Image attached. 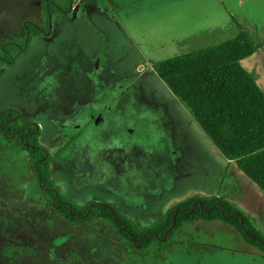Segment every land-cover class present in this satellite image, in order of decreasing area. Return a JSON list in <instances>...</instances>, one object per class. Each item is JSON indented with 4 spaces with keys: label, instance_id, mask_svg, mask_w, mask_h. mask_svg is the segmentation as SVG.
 Wrapping results in <instances>:
<instances>
[{
    "label": "rangeland",
    "instance_id": "374dc122",
    "mask_svg": "<svg viewBox=\"0 0 264 264\" xmlns=\"http://www.w3.org/2000/svg\"><path fill=\"white\" fill-rule=\"evenodd\" d=\"M42 1L0 0V49L18 41L27 22L44 23ZM234 1L102 0L108 12L114 11L111 16L95 13L91 21L60 16L52 34L33 36L30 48L12 64H0V113L13 108L23 123L40 126L39 143L52 154L50 180L77 206L87 207L85 199L101 194L99 185L83 182L81 174L103 173L125 197L146 193L152 205L143 215L136 206L121 207L123 213L111 204L142 231L185 200L216 195L255 218L264 234V190L224 156L151 66L229 39L231 32L196 37V31L218 29L232 18L230 11L243 24L245 0ZM247 8L253 10L251 1ZM255 17L263 22L264 12ZM99 53L118 66L119 77L134 76L140 89L127 109L133 114L123 116L132 130L117 123L108 137L104 134L114 148L123 143L128 159L121 166L106 158L104 167L99 150L90 146L89 154L73 159L62 140L54 143L57 122H64L73 96L89 86L80 68L88 69ZM255 58L261 61L252 71ZM242 65L264 89L263 51ZM34 165L21 140L0 131V264H264L262 252L222 220L187 222L174 232L169 252L156 254L155 248L142 249V243L128 238L113 220L95 216L71 226L45 215L44 197L50 195L42 190Z\"/></svg>",
    "mask_w": 264,
    "mask_h": 264
},
{
    "label": "trees",
    "instance_id": "16d2710c",
    "mask_svg": "<svg viewBox=\"0 0 264 264\" xmlns=\"http://www.w3.org/2000/svg\"><path fill=\"white\" fill-rule=\"evenodd\" d=\"M77 2L43 0L44 23L27 22L22 37L16 42H6L0 49V64H12L29 48L33 36L49 33L55 16L70 14ZM256 51L257 45L250 33L241 30L231 40L156 62L154 69L224 156L234 160L264 190V90L253 73L242 65V61ZM0 131L8 138L21 140L25 150L35 159L34 173L43 186H49L51 158L39 143L38 127L23 123L20 113L9 108L0 113ZM49 200L55 201L54 205H49L51 214L71 226H75L77 220L84 224L88 219L101 216L121 224L128 238L142 243V249L155 248L156 254L169 252L171 237L187 222L222 220L235 226L264 256V234L252 219L221 196L202 197L200 203H195V198L185 200L177 206L175 216V210L170 211L146 231L113 206L96 204L88 216L73 217L78 208L73 205V212H70L61 193H52Z\"/></svg>",
    "mask_w": 264,
    "mask_h": 264
},
{
    "label": "flooded vegetation",
    "instance_id": "af4514ba",
    "mask_svg": "<svg viewBox=\"0 0 264 264\" xmlns=\"http://www.w3.org/2000/svg\"><path fill=\"white\" fill-rule=\"evenodd\" d=\"M101 2L102 0H96L92 3H88V5H84L83 1H81V3L80 1L77 2L70 14H60L55 16L51 31L45 35H49L54 32L56 26L55 20L60 16L70 17L71 20L87 18L90 21L92 20L95 13H104L109 16V12L107 9L106 12H103L102 7H105L102 6ZM13 41L16 42V40ZM90 62L92 63L91 66L89 65L88 69L84 70L80 68V70L82 71L81 73L87 77L89 86L87 90H85V92L79 93V95L77 96H73L70 109H68L67 113L65 114L64 122H62V120L57 122L58 134L55 137L54 143H59L62 140V147L70 149V151L73 152V159L78 156L83 157L85 153L89 154L88 147L90 146L91 148H96L97 150H99V155H102L103 158L102 162L104 167L109 165L106 158L110 159L111 163L121 166L125 164L126 160L128 159V153L126 154L125 151L121 149L123 143L120 142V145L117 146V148H114L112 145L113 142L110 143V140H107L104 134H106L108 137L110 131L117 123L120 125H126L127 131L132 130L129 127V125H131V122H125L123 116L126 114V112L129 113L131 111V109H127L128 107H133L136 98L140 93L138 82L134 76H132V79H129L125 76L119 77V72L117 69L118 66L110 63L109 57H105L100 53L92 57V60H90ZM140 68L143 69L142 65ZM130 114L133 113H129V115ZM61 117L63 118L64 116L61 115ZM63 123H65L66 125H63ZM32 124L37 126L40 131L39 125L35 123ZM85 141L87 143V148H85L84 145ZM105 142H107L108 144L107 148L105 147V145H103V143ZM47 151L48 155L52 159L51 152L48 149ZM118 175L119 173L114 174L113 178L118 177ZM80 180H83V182L88 181L89 184L99 185L98 192H100L101 194L98 193L93 195L91 198L85 199L86 201L90 200V203L87 207H80L75 205L72 201H70L62 194L59 188L53 185L51 180L50 185L47 187L43 186L40 181L39 184L41 188L50 195V197L52 193H55L56 195L61 193L66 198V203L70 206V212H73L72 206H76L78 208V211L73 212V217H77L78 215L82 217L88 216L92 207L96 204H101L104 206L115 205L121 211V207L125 206L124 208L126 209L127 207H129V205L136 206V208H134L135 210H137L136 213H140L142 215L144 214V210L151 211L150 208L152 203L149 202L146 193H132L129 197H125L123 192L121 193L120 190L112 186L113 180L111 178H108V176L103 173L96 175L93 173H88L85 175L81 174ZM109 185L111 188L106 187ZM77 190L81 191L82 188H79ZM201 198V196L195 197V203H200ZM49 199L47 197H44V201H46L48 205H50V203L54 205L55 201ZM177 206L172 209L175 210L174 216ZM46 207L47 211L45 215H50L52 213V210L49 208V206ZM86 208H88V211L85 214L84 210ZM50 216L59 219L53 214H51ZM119 226L121 227L123 232H126L121 224H119Z\"/></svg>",
    "mask_w": 264,
    "mask_h": 264
},
{
    "label": "crops",
    "instance_id": "0c3cea01",
    "mask_svg": "<svg viewBox=\"0 0 264 264\" xmlns=\"http://www.w3.org/2000/svg\"><path fill=\"white\" fill-rule=\"evenodd\" d=\"M250 1L252 3V7L253 10L250 12V10H248L247 5H250ZM237 0H235L233 2V4H237ZM242 4L245 6V9L240 12L241 15H243V24H240V22L238 23V19H236V16L234 15L235 13L233 11L231 12V19H228L227 21H225V23H223L221 26H218V29H214L212 31H209L208 29L202 31V30H198L197 32V36L196 37H201L207 34H212V33H217L219 32V30L222 32L221 34H229L230 32L232 33L231 36H229V39L225 40H231L233 39L241 30H247L250 35L251 38L253 39V41L255 42V44L257 45V51L253 54L255 55L256 53L260 54L261 51H263L264 53V21L261 22L260 20L256 19L255 14H257L258 12H264V0H245L242 1ZM103 12H106L107 8H103ZM228 9V8H227ZM226 9V10H227ZM112 13H108L109 16H111V14H113L114 11H111ZM104 14V13H103ZM220 28V29H219ZM183 33V32H182ZM185 35V34H184ZM195 37V38H196ZM177 39H175V41H177L179 43V37H176ZM187 39V38H183ZM224 41V42H225ZM184 42V41H183ZM222 43V42H221ZM207 47V46H205ZM192 52V51H190ZM258 61H261L260 59H256L254 60L252 66L250 67L251 70L253 71L255 66L254 64L257 63ZM151 66L154 68V65L151 64ZM251 72V71H250ZM254 75V74H253ZM258 74H256L257 76ZM255 76V75H254ZM256 78V77H255ZM258 79V78H256ZM258 82V80H257ZM264 82V81H263ZM259 84V83H258ZM264 84V83H263ZM260 85V84H259ZM262 88V87H261ZM263 89V88H262ZM264 90V89H263ZM230 160V159H229ZM232 162H235L234 160H231ZM236 163V162H235ZM238 166V165H237ZM239 168V167H238ZM240 169V168H239ZM241 170V169H240ZM242 171V170H241ZM243 172V171H242ZM252 180V179H251ZM252 182H254L252 180ZM255 183V182H254ZM259 186V185H258ZM245 214V212H243ZM247 213V212H246ZM250 218V217H249ZM252 219V218H251ZM254 221V223L257 225V227L259 229H261L257 223V220L255 218L252 219Z\"/></svg>",
    "mask_w": 264,
    "mask_h": 264
}]
</instances>
